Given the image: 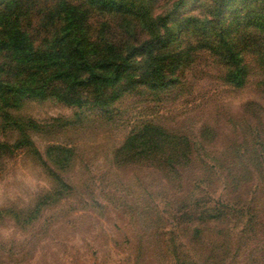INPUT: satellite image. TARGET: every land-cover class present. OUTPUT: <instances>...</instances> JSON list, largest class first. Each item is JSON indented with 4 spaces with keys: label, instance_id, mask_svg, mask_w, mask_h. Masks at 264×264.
<instances>
[{
    "label": "rangeland",
    "instance_id": "rangeland-1",
    "mask_svg": "<svg viewBox=\"0 0 264 264\" xmlns=\"http://www.w3.org/2000/svg\"><path fill=\"white\" fill-rule=\"evenodd\" d=\"M191 44L163 89L139 85L107 109L28 100L16 115L34 122L31 141L0 124L16 144L0 157V264H264L263 57L243 51L237 86ZM146 123L187 138L184 158L119 155Z\"/></svg>",
    "mask_w": 264,
    "mask_h": 264
},
{
    "label": "trees",
    "instance_id": "trees-1",
    "mask_svg": "<svg viewBox=\"0 0 264 264\" xmlns=\"http://www.w3.org/2000/svg\"><path fill=\"white\" fill-rule=\"evenodd\" d=\"M193 1L168 0L157 13L158 0H0L2 128L30 140L34 122L16 115L28 100L107 109L139 85L163 89L193 40L224 64L228 82L243 85V51L258 49L264 64V0H204L211 17L178 14ZM15 146L0 140V157ZM189 146L146 123L118 152L184 158Z\"/></svg>",
    "mask_w": 264,
    "mask_h": 264
}]
</instances>
